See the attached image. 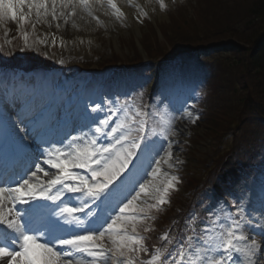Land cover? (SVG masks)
<instances>
[{"label":"snow or ice","instance_id":"obj_1","mask_svg":"<svg viewBox=\"0 0 264 264\" xmlns=\"http://www.w3.org/2000/svg\"><path fill=\"white\" fill-rule=\"evenodd\" d=\"M157 2L160 9L167 8L165 0ZM107 3L116 10L117 18L124 16L115 0H107ZM97 5L102 6V0H0V23L11 20L22 26L33 13L37 20L43 19L45 23H48L49 15L52 20L63 17L67 22L77 9L92 15ZM141 15L147 16L148 12L141 9L137 19ZM21 35L27 47L34 46L35 42L28 44L27 32L21 31ZM38 42L43 44L46 41ZM10 95L0 94V103H8ZM107 105L111 107L106 111L103 98L100 102H94L91 112L98 115L90 117L89 132L72 136L67 143L65 138L57 140L56 144L60 147L52 145L47 136L38 131V112L21 113L18 121L4 127L0 153L7 152L10 157L17 153L24 139L18 133L25 132V129L26 135L38 136L42 143L50 144L51 147L44 150L37 145L36 156L14 170L0 163V264H62V261L63 264H73V253L66 251L65 247L90 258L91 264H143L139 260V253L147 252L148 249L144 245V237L138 232V225L151 218L152 210L169 203L170 193L178 190L177 185L180 183V177L170 170L179 163L174 160L173 144L176 143L174 138L182 135L177 124L182 117L169 116L168 126L161 128L159 133L161 140L166 143H159L149 140L146 135L144 118L148 113L137 109L135 115H131L126 103L119 105L118 101L113 100H108ZM101 113L103 118L99 115ZM121 113L124 114L125 122L117 120L112 123L113 117ZM29 115L31 120L28 119ZM186 115L191 117L192 113L189 111ZM198 119L197 116L192 122ZM18 124L24 127L18 128ZM92 124L96 126L90 127ZM149 145L152 153L151 171L144 172V182L141 183L135 179L136 174L128 176L127 173L130 166L139 172L134 159L140 158V153ZM41 157L43 159L36 163L35 160ZM41 173L42 176L39 175ZM66 193L83 197L82 206L73 208L65 205L61 214L76 219L74 213L88 209V215L94 217L92 223L96 227L84 228L82 235L69 233L68 239L54 234L57 221H46L41 225L43 231L34 228L31 210L41 206L32 202L49 200L63 203L62 198ZM149 199L155 202L148 203ZM258 202L259 207L256 208L252 198L243 193L237 195L231 203L236 210L235 216L228 213L213 220L212 216L216 213L215 210L210 211L203 228L199 232L193 229V234L186 237L187 253L183 245H179L181 250L178 260L175 254L160 253L156 249L147 264H159L162 256L174 260L175 264H185L186 257L188 264H259V256L264 254V222L253 223V211H259L264 216V197H260ZM18 205H29V208L18 210ZM104 205L110 207L103 215L92 211L93 207ZM76 222L77 226L83 223L79 220ZM68 223L71 224L72 220ZM256 235L261 240H257ZM45 237L44 242H41ZM162 239L167 240V233Z\"/></svg>","mask_w":264,"mask_h":264},{"label":"bare ground","instance_id":"obj_2","mask_svg":"<svg viewBox=\"0 0 264 264\" xmlns=\"http://www.w3.org/2000/svg\"><path fill=\"white\" fill-rule=\"evenodd\" d=\"M128 9L133 11L134 7H130ZM47 19H49V17H47ZM47 21H49L50 25L53 28H56V26H54L51 23V22H54L55 20L51 19V20H47ZM129 21L132 23L133 29H134V30L133 29H129V30L131 32L138 31V24H136L134 19L132 20V18H129ZM34 23L36 24V23H38V21H34ZM43 23H45V22L44 21L41 22V24H43ZM110 23H111V21H106L104 23V26L107 24H110ZM75 24H76L75 25L76 27L82 25V27L84 28V31L74 33L75 34L74 36H70L73 34V31L67 30L66 31V37H65V36L57 35L55 33V30L51 29L49 31H45L46 43L48 45H51V46L70 43L72 47L68 46V48H72V51H74L73 53H79V54L86 55V54H89L91 52H98L100 50V47L98 45H101V42L99 41V40H101V38H111L112 40H115V38L117 36H121L122 34L128 33L127 30L117 33V31H116L117 29L112 31V32H108L104 28L101 31H96L94 26H92L88 22L82 21V20H81V24H79L77 22ZM118 29H120V27ZM53 39L55 40V43H53ZM75 45H80V47H76ZM77 49H80V50L77 51ZM34 105L36 107H38L39 102L34 101Z\"/></svg>","mask_w":264,"mask_h":264},{"label":"rangeland","instance_id":"obj_3","mask_svg":"<svg viewBox=\"0 0 264 264\" xmlns=\"http://www.w3.org/2000/svg\"><path fill=\"white\" fill-rule=\"evenodd\" d=\"M180 3H181V1L178 4H180ZM219 4H220L219 2H211L210 4L207 5L206 2L202 3L201 0H190V2H187V6L189 8L188 11H189L190 15H193V18H192L191 21L194 20L196 22V24L199 26V30L200 31L205 29V27L207 26L206 22L223 24L225 21L229 20V18L233 14H235L237 11H242L243 10L242 0H237V1L235 0V1H233L231 3V5L229 7V9H230L231 6H235V8L232 11V14L229 16V18L226 19L224 17V18H220V20H218L217 15L221 14L225 10V8L220 7ZM168 7L171 8V10L174 9L172 7V5H169ZM164 11H165V9L164 10L156 9V12H154V13H152V11H151L152 15L155 17V22L156 23H160V24L164 23V26L166 27L168 25L173 24L174 21H176L177 23L181 22L179 15H175L174 14L175 17L171 18V16L169 14H167V16L164 15L163 14ZM164 16L166 17V19L164 18ZM68 19H71V17H69ZM159 19H162V20H159ZM42 21H43L42 19L38 20V22H40V23ZM8 22H12L13 23L14 21L9 20ZM12 23H9V24H12ZM27 23L30 24L32 22L29 20L28 22H26L24 24H27ZM36 24H38V23H36ZM120 25H122V22L120 23ZM41 26H43V25H41ZM180 26H181V29L185 28L186 30L189 31V33L192 32L191 31L192 27H188V25L182 26L181 24H180ZM147 29H150V27H148ZM181 29H180V31H181ZM143 31L146 32L145 30H143ZM143 34H145V33H143ZM72 35H74V33ZM39 37H40V34H39ZM43 47H45V46L43 45ZM108 51L109 50L107 48L106 49H102L101 53L106 55V53H108ZM111 51H117V50L111 48Z\"/></svg>","mask_w":264,"mask_h":264},{"label":"trees","instance_id":"obj_4","mask_svg":"<svg viewBox=\"0 0 264 264\" xmlns=\"http://www.w3.org/2000/svg\"><path fill=\"white\" fill-rule=\"evenodd\" d=\"M259 5H264L263 1H257L253 4L252 9L254 10L255 8H257Z\"/></svg>","mask_w":264,"mask_h":264}]
</instances>
